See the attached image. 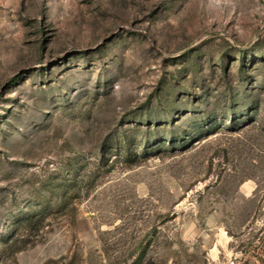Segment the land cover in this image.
Instances as JSON below:
<instances>
[{"label": "rangeland", "instance_id": "374dc122", "mask_svg": "<svg viewBox=\"0 0 264 264\" xmlns=\"http://www.w3.org/2000/svg\"><path fill=\"white\" fill-rule=\"evenodd\" d=\"M0 264H264V0H0Z\"/></svg>", "mask_w": 264, "mask_h": 264}, {"label": "trees", "instance_id": "16d2710c", "mask_svg": "<svg viewBox=\"0 0 264 264\" xmlns=\"http://www.w3.org/2000/svg\"><path fill=\"white\" fill-rule=\"evenodd\" d=\"M123 136L125 137V139L124 140H127V136H126V134H123ZM131 150H130V148H128L127 149V152H130ZM134 156H136V153H134ZM42 214H26L25 216H24V220H25V222L26 223H30V222H33V220H40L41 218H42Z\"/></svg>", "mask_w": 264, "mask_h": 264}]
</instances>
